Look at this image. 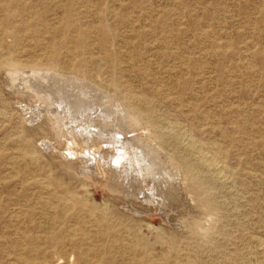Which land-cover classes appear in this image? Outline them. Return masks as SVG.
<instances>
[{
	"label": "rangeland",
	"instance_id": "1",
	"mask_svg": "<svg viewBox=\"0 0 264 264\" xmlns=\"http://www.w3.org/2000/svg\"><path fill=\"white\" fill-rule=\"evenodd\" d=\"M26 70L113 99L156 176L65 156L99 144L29 123ZM90 263L264 264V0H0V264Z\"/></svg>",
	"mask_w": 264,
	"mask_h": 264
},
{
	"label": "bare ground",
	"instance_id": "2",
	"mask_svg": "<svg viewBox=\"0 0 264 264\" xmlns=\"http://www.w3.org/2000/svg\"><path fill=\"white\" fill-rule=\"evenodd\" d=\"M20 71H18V73ZM9 73L13 75V73ZM14 77L15 85L25 92L28 91L31 97L36 100V104L38 103L32 109L25 108L27 113L26 118L28 117L27 120L29 123H32L34 119L36 120L46 113L52 117L54 125L57 126V132L62 136H65L63 130H67L66 133L73 135L71 136L72 139L76 136V139L77 137L83 138L84 144L93 142L99 144L97 148L93 150L90 149V151L86 149L88 152L84 151L79 154L76 150L77 143H75L74 140L69 138L71 142L68 141L69 144L67 143L68 146L66 152L64 151V155L66 156L67 154L70 158H78L85 162L88 173L92 171V168H96L99 171L98 175L100 179H103L104 174L101 167L105 165L109 172L117 173L118 179L127 183L133 179L138 181L139 179L142 180L146 178L148 175H154L155 170L153 169L160 165L159 158H157L158 155L156 156L159 150L155 154L153 148L151 149L149 148L150 146H147V142H144V137L142 138L134 132V130L137 129V125H135L132 118H130L132 116L129 117L128 114L126 115L125 109L123 110L118 104L115 105L113 99H108L106 94L103 95L99 93L97 89L93 90L94 88L92 89L87 83L75 79L74 77L64 76L56 72L47 73L38 70H29L20 75H13L12 79H14ZM69 119H73V121H71L72 124L75 125L74 127H68L70 123ZM54 135H56V133ZM55 138L58 139L57 136H55ZM149 144H151V141ZM154 148L156 147L154 146ZM101 154L108 157V160L101 159ZM204 160L203 163L205 162L208 166L215 168V171L219 173L222 172L221 166L219 168L215 165L214 158H205ZM199 163H201V161ZM163 166L166 167L165 165ZM107 168L106 173H108ZM158 169L156 171H158ZM165 170L166 169H164V171ZM161 173H164V175L166 174V172ZM162 175L163 174H161L160 178H162ZM158 181L161 182L159 179ZM125 182L124 184H126ZM153 182L155 181L153 180ZM160 184L162 185V183ZM160 188L163 189L164 187L162 186ZM205 205L207 206V210H209L208 208L211 205L208 201H205Z\"/></svg>",
	"mask_w": 264,
	"mask_h": 264
}]
</instances>
